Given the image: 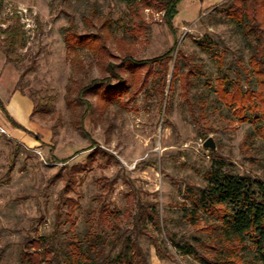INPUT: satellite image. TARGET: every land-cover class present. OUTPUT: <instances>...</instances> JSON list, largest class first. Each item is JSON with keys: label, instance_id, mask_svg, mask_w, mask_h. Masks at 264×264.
Listing matches in <instances>:
<instances>
[{"label": "rangeland", "instance_id": "1", "mask_svg": "<svg viewBox=\"0 0 264 264\" xmlns=\"http://www.w3.org/2000/svg\"><path fill=\"white\" fill-rule=\"evenodd\" d=\"M229 1L182 0L171 33L152 1L146 6L133 0H0V31L13 17L25 31V46L16 53L21 60L15 88L35 107L27 125H35L31 132L39 139L27 135L31 145L18 143L6 121L0 124L12 137L0 136V264H16L22 245L48 236L57 215L74 202L79 206L70 221L76 233L86 231L100 202L119 212L125 229L142 213L146 236L136 238L148 264H253L237 243L221 241L215 218L195 206L198 190L219 164L231 176L264 178V104L257 99L228 107L218 101L217 61L197 44L204 41L213 54L222 52L230 78L238 75L242 90L256 93L248 66L253 42L222 12ZM74 32L103 36L112 75L87 51L67 53L66 38ZM172 47L173 56L180 51L185 57L176 61L181 73L188 60L204 73L191 79L187 102L178 81L168 92L173 61L163 93L156 74L143 84L146 68L134 73L118 68L126 55L150 59ZM115 73L126 80L127 91L109 103L88 96L91 105L79 126L86 108L67 106V87L73 80L87 84L102 78L114 87ZM47 98L51 105L40 112ZM208 138L213 150L203 148ZM112 180L111 189L102 190L100 185ZM153 205L160 231L147 220ZM192 211L197 212L193 223L186 217ZM170 237L189 242L198 256L178 254ZM152 240L167 259L156 256Z\"/></svg>", "mask_w": 264, "mask_h": 264}, {"label": "trees", "instance_id": "2", "mask_svg": "<svg viewBox=\"0 0 264 264\" xmlns=\"http://www.w3.org/2000/svg\"><path fill=\"white\" fill-rule=\"evenodd\" d=\"M150 1L160 7V11L163 12L164 24L171 33L174 32L172 21L178 14V5L182 0H133V3H143L148 6ZM222 6L225 17L241 27L243 36L251 38L253 42L248 66L251 68L250 71L257 90L256 93L249 90L243 91L238 75L230 78L229 68L224 63V54L222 52L219 55L213 54L210 44L205 46L204 41H201L197 43L198 46L206 50L217 61L219 84L215 90V96L220 102L226 101L228 107H241L244 103H253L257 99L264 104V0H230L228 4L225 2ZM0 33L2 36L0 50L7 63L16 67L21 60L16 54L17 50L23 49L25 46L23 25L20 24L18 17H13L11 25ZM66 43L68 54L73 53L75 57L78 51H87L93 55L100 68L112 75L111 64L106 63L105 65V61L111 56L106 50L103 36L96 37L86 34L78 36L74 32L71 34V38H66ZM173 51L174 47L158 57L144 60H135L132 55H126L119 62L118 68L125 73H134L139 69L146 68L143 84L151 75L156 74V81L158 84L160 83L163 93L167 86L168 67L173 61L168 92L174 86L175 81H178L181 97H184L187 102L189 88L192 85L191 79L203 76L204 73L190 60H185L184 65L188 69L185 73H181L176 67V61L185 57L180 51H176L173 56ZM152 67L157 70H153ZM112 77L117 82L114 87H111L108 84L109 80L105 78L92 79L87 84L73 80L67 87L65 97L67 106L73 108L83 105L86 108L84 114L79 118V126L91 105L86 100L88 96H95L99 102L109 103L114 100V95L120 96L127 91L128 84L124 78L116 73ZM116 100L118 99L116 98ZM44 101L40 112L51 105L49 98ZM0 109L5 111L2 104H0ZM35 111L34 107L31 114ZM10 122L13 128L23 130L13 121ZM78 129L80 132H84L82 128ZM25 132L39 140L32 133ZM78 152L80 153V151L75 152L73 157ZM221 166L219 164L217 167H212L213 169L206 177L207 184L198 190L196 209L207 212L215 218L217 237L221 241L237 243L242 251L246 252L245 255L249 262L264 264V178L231 176L224 172ZM114 184L113 180L111 182L104 181L100 186L102 190H105L107 187L111 189ZM78 206V203L75 202L72 205L67 204V210L62 215L64 217L57 215L58 222L56 221V226L48 236L38 237L24 243L16 258V264H148V256L136 238L138 235L146 236L145 228L141 224L142 213L139 212L140 215L136 216L137 219L131 227L132 229H125L121 227L119 212L115 208H111L110 205L100 202L91 219L87 220L86 231L76 233L75 223L70 220ZM196 216L197 212L194 211L186 215L191 223L196 219ZM147 220L152 227L160 231L158 213H156L154 205L150 207ZM65 224H68V229L63 231L60 228ZM63 233L70 235L61 238L59 235ZM168 241L178 254L189 257L198 256L195 248L189 242L182 239L176 241L172 237L168 238ZM151 242L156 256L160 260L167 259L168 256L161 253L158 243L153 240Z\"/></svg>", "mask_w": 264, "mask_h": 264}, {"label": "crops", "instance_id": "3", "mask_svg": "<svg viewBox=\"0 0 264 264\" xmlns=\"http://www.w3.org/2000/svg\"><path fill=\"white\" fill-rule=\"evenodd\" d=\"M18 79L19 73H17L16 67L7 63L3 52L0 50V104L5 110L3 112L0 109V124L6 121V124L10 127L11 132H9L16 142L31 145L32 141L27 137L28 134L25 131L32 133L31 129L35 128V125L34 127H31V124L30 126L27 125V122L29 124L31 121L30 115L33 105L27 97L23 96L15 88ZM10 121H13L25 131L13 128Z\"/></svg>", "mask_w": 264, "mask_h": 264}, {"label": "water", "instance_id": "4", "mask_svg": "<svg viewBox=\"0 0 264 264\" xmlns=\"http://www.w3.org/2000/svg\"><path fill=\"white\" fill-rule=\"evenodd\" d=\"M203 148H208L210 150H213L214 149V144H213L212 139H210V138L206 139V141L203 144Z\"/></svg>", "mask_w": 264, "mask_h": 264}, {"label": "built area", "instance_id": "5", "mask_svg": "<svg viewBox=\"0 0 264 264\" xmlns=\"http://www.w3.org/2000/svg\"><path fill=\"white\" fill-rule=\"evenodd\" d=\"M6 136L7 138H11L9 131L4 127L0 125V136Z\"/></svg>", "mask_w": 264, "mask_h": 264}]
</instances>
